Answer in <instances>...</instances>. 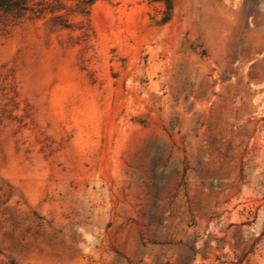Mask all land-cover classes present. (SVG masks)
I'll return each mask as SVG.
<instances>
[{
  "label": "rangeland",
  "instance_id": "obj_1",
  "mask_svg": "<svg viewBox=\"0 0 264 264\" xmlns=\"http://www.w3.org/2000/svg\"><path fill=\"white\" fill-rule=\"evenodd\" d=\"M86 19L0 25V264H264V0Z\"/></svg>",
  "mask_w": 264,
  "mask_h": 264
},
{
  "label": "trees",
  "instance_id": "obj_2",
  "mask_svg": "<svg viewBox=\"0 0 264 264\" xmlns=\"http://www.w3.org/2000/svg\"><path fill=\"white\" fill-rule=\"evenodd\" d=\"M94 1L96 0H0V25L7 28L27 20H43L52 32L67 30L68 42L81 43L89 48L93 32L86 18ZM156 1H162L167 9H171L174 2Z\"/></svg>",
  "mask_w": 264,
  "mask_h": 264
}]
</instances>
